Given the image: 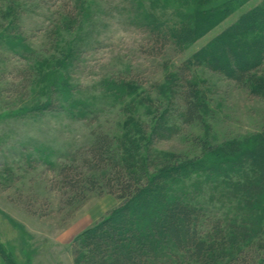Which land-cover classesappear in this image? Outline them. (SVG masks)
<instances>
[{"label":"rangeland","instance_id":"rangeland-1","mask_svg":"<svg viewBox=\"0 0 264 264\" xmlns=\"http://www.w3.org/2000/svg\"><path fill=\"white\" fill-rule=\"evenodd\" d=\"M229 1L236 2H212ZM263 1L251 0L243 11ZM192 4L0 0V264H77L72 243L119 201L96 190L68 206L70 190L59 174L62 166L75 165L102 180L107 170L86 163L99 134L113 138L116 155H129L136 171L144 166V179L169 167L177 188L198 190L195 197L204 200L223 177L207 170L210 159L237 156L264 130V94L252 90L264 83V64L234 81L195 59L240 14L186 49L158 44L144 25L148 15L174 23L175 10ZM188 83L200 107L201 119L193 123L185 117ZM156 130L161 133L154 140ZM262 210L256 203L244 210L248 224L263 218L252 231L257 241L264 239ZM251 240L237 248L248 249ZM227 248L216 264H231L239 252Z\"/></svg>","mask_w":264,"mask_h":264},{"label":"trees","instance_id":"trees-1","mask_svg":"<svg viewBox=\"0 0 264 264\" xmlns=\"http://www.w3.org/2000/svg\"><path fill=\"white\" fill-rule=\"evenodd\" d=\"M192 1L187 10H175L174 23L163 22L155 15L144 18V25L158 44L172 43L186 49L229 17L240 14L235 23L202 47L195 59L234 81L245 80L264 64V1L245 11L251 0L219 5L214 0ZM260 81V86L252 90L264 94ZM188 85L185 117L193 123L201 119L200 107L192 84ZM157 133L161 132L156 130L154 140ZM246 144L250 148L241 145L237 156L219 154L216 161L210 159L207 170L223 177L210 187V196L199 200L198 190L191 194L183 186L177 188L179 184L169 177V167L144 179V166L138 165L136 171L129 155H116L113 138L99 134L86 163L95 170H107L103 179L86 177L75 165L62 166L59 174L70 190L68 206L86 201V193L96 190L119 201L107 218L72 243L77 264H216L228 254L227 246L235 249L243 239L257 241L252 231L261 228L263 218L257 216L254 225L248 224L244 210L254 208L255 203L264 206L260 197L264 193V130ZM244 169L248 171L240 179L231 177ZM214 201L221 207L217 208ZM225 224L230 231L224 230ZM210 236L214 241H209ZM253 240L248 249L237 248L231 264H264V239L257 243Z\"/></svg>","mask_w":264,"mask_h":264}]
</instances>
